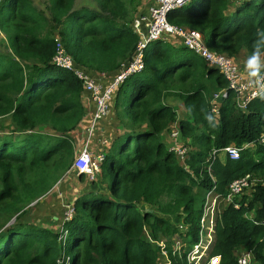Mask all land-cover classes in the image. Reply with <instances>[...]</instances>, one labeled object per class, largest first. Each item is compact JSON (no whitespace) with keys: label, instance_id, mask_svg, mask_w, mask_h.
I'll use <instances>...</instances> for the list:
<instances>
[{"label":"trees","instance_id":"trees-1","mask_svg":"<svg viewBox=\"0 0 264 264\" xmlns=\"http://www.w3.org/2000/svg\"><path fill=\"white\" fill-rule=\"evenodd\" d=\"M93 1L95 7L47 0V17L32 0H0L1 45L7 51L0 52V119L10 121L8 134L0 137L2 227L8 224L3 217L9 220L43 197L69 171L76 152L73 132L83 119L85 93L73 73L51 64L56 42L48 25L77 68L90 74L116 75L135 51L139 37L125 22V0ZM167 20L201 31L210 50L233 59L243 51L249 59L264 54V0L239 5L194 0ZM212 78L216 91L227 88L219 72L177 40L149 43L143 70L113 96L119 124L99 173L103 182L104 170L113 174L106 193L94 190L76 197L73 215L58 233L24 223L0 229V264H58L62 257L69 264H189L187 249L198 239L202 213L194 188L203 194L213 189L224 198L230 184L246 175L260 181L242 196L239 208L221 209L208 256L219 257V264H237L241 251L250 252L256 264H264V147L259 142L264 92L239 110L227 90L215 117L207 98L206 83ZM172 98L187 114L177 125L189 149L187 169L162 142L177 117ZM245 144L252 147L242 148ZM229 146L240 149L238 160L222 162L219 152L211 156ZM27 172L33 173L31 179ZM35 186L40 188L36 193ZM173 215L182 216L188 227L179 253L173 252V242L167 244L182 237L164 218ZM150 238L164 239L166 258Z\"/></svg>","mask_w":264,"mask_h":264},{"label":"built area","instance_id":"built-area-1","mask_svg":"<svg viewBox=\"0 0 264 264\" xmlns=\"http://www.w3.org/2000/svg\"><path fill=\"white\" fill-rule=\"evenodd\" d=\"M193 1L194 0H152L145 14L141 15L133 23L132 28L138 35L139 40L132 57L120 66L117 74L114 75L106 86H101L92 74L77 68L72 58L65 52L59 38H55L56 51L51 59V64L55 68L73 73L76 78L81 81L83 92L89 96L95 104L94 112L85 129V137L80 149L75 152L69 172H73L77 176H84V178L90 182L96 181L104 161V151L108 144L106 141L97 144L99 147L96 153H94L92 149L94 141L92 142V140L95 130L98 129L97 124L109 115L110 105L118 87H120L127 78L143 70L146 47L153 41L159 39L166 40L170 38V35H173L176 40L180 41L182 47L197 54L208 67L216 70L225 78L227 88L214 93L210 99L211 113H213L215 117L218 116L219 99L226 97L227 90L233 93L235 105L239 110L245 109L246 105L251 100L260 97L264 92V72L244 74L239 64L233 58L210 50L205 43L201 31L177 27L168 22L167 16L169 13L188 7ZM244 1L246 0H230L233 5L242 4ZM177 128L176 130H172L173 143L169 148V152H171L178 162L186 169L185 161L188 157L189 149L179 141L181 133L178 126ZM259 142L260 145L264 147V134L261 135ZM249 146L250 144H245L242 148H248ZM221 151L224 152L230 160L236 161L239 158L240 149L235 146H229L223 150H213L211 156L214 157ZM258 181L260 180L246 175L230 184L227 195L224 198L214 194L213 189L205 193L201 205L202 213L199 222L198 239L193 246L187 249L186 257L189 264H191L189 257L192 259L200 257L206 249V244H210L211 240L214 238V229L220 212L218 213L216 223H212L209 231H207L206 226L210 223L209 214L212 208L215 205H223V208L228 205L239 208V202L242 196L249 194ZM72 215L73 209L69 210L64 221L70 220ZM211 227L213 232H211ZM151 241L159 247L161 256L166 258V243L163 240L162 242H156L151 239ZM172 242L173 252L179 253L182 247L180 239L173 238ZM252 260L250 252H243L238 256L237 264H250ZM219 261V257L209 258L208 256L204 264H219ZM58 264H69V258L62 257L58 261Z\"/></svg>","mask_w":264,"mask_h":264},{"label":"rangeland","instance_id":"rangeland-1","mask_svg":"<svg viewBox=\"0 0 264 264\" xmlns=\"http://www.w3.org/2000/svg\"><path fill=\"white\" fill-rule=\"evenodd\" d=\"M33 4L38 7L39 9H41L45 15L47 17H49V12H48V2L47 0H32ZM126 2V6L128 9V19L127 21H125L129 26H133V23L136 19H138L141 15L145 14V12L147 11V9L149 8V6L151 5L152 0H125ZM75 5L77 6H93L95 7V1L93 0H77V2L75 3ZM52 24V23H51ZM47 32L48 34L53 37L56 38V34L54 29L52 28V26L48 25L47 27ZM171 39H175L176 38L173 35L169 36ZM1 41H4V35L0 32V52L5 53L7 52L3 46L1 45ZM178 45L180 46L181 43L180 41H178ZM241 70L243 71L242 67ZM258 73L263 72L262 68H258ZM214 78L210 79L211 83H206L207 85V98L212 97V95L214 93H217L218 91H216L215 86L212 85ZM136 86V85H135ZM132 88V87H131ZM187 85L185 84L184 86H181L180 88L177 86L175 88V91L168 93L170 94L168 98L176 95V93L178 92L179 89H186ZM130 89V88H129ZM172 95V96H171ZM172 105L175 104V109H176V113H177V117L175 119L174 123H171L169 125V127L167 128L166 131H164L163 136H162V142L164 143L165 147L167 150H170L169 148L171 147L172 143H173V137H172V133H173V129L176 130L177 125L179 124L180 121H182L183 119H185L187 117V114L184 110H182L180 104H176L178 102V99H174L172 98ZM114 97L112 99L111 105H110V115L108 116V122L106 123V125H103L106 127V130H112L115 127V125L119 124V119L117 118V113L115 111L114 108ZM165 102V101H164ZM110 117V119H109ZM98 129L95 130V134L93 136V141H95L96 144H100L103 143L105 140L104 138H107L104 136V132H100L101 128L103 127L101 124L98 125ZM10 128V121L9 119H0V137H4L6 134H8ZM100 129V130H99ZM117 129V128H116ZM179 141H182L181 137L179 139ZM76 142L75 144V149L78 150L80 149L81 145L80 143ZM184 144V143H183ZM95 147H98L97 145H95ZM93 149V148H92ZM94 153H96L97 149L93 150ZM182 167L183 165L180 164ZM187 169V167H186ZM102 175V173H101ZM101 175H99L96 179V181L94 183H96V185L99 188H95V191H102L103 193H106V186H102L103 184L106 183V185L108 183L111 182L113 174L110 170H104V175L106 177L107 182H103L101 179ZM26 178L27 179H31V177L33 176V173H26ZM260 180V179H258ZM88 182L85 179H78L75 175V173L72 172V174H70V172L68 171L67 173H65L53 186L52 188L41 198H39L37 201L31 203L28 207H25L20 213L16 214L14 217H12L11 219H6V217H3L4 221H8V224H4L2 227V218L0 217V229L3 230V228H7L8 226L14 224V223H24V224H33L39 227H45V228H50L53 229L56 233H58V231H60L61 225L64 222V218L67 217V214L69 212V210H72L71 204L72 201L74 199V197L76 196V191H78V194H80V192L84 191V189H86ZM90 186L93 187L92 184H88ZM40 188L39 186H35L34 187V193H36V191H39ZM194 193H195V198L196 201L199 203V206H201V198L204 197L203 192H200L198 188H194ZM77 194V195H78ZM203 196V197H202ZM203 201V199H202ZM138 206L140 207V209L142 208V210H148V211H152L155 212L152 208H148L147 206L144 207V205L142 206V204H138ZM223 208V205H215L212 208L211 213L209 214V221L210 223L207 224L206 226V230L209 231L210 226H212V223H216V219L218 216V213L220 212V210ZM57 218L55 221H53L52 217ZM18 217V218H16ZM166 218L170 224L172 226H174L179 234L181 233L182 237L179 236H175V239H180V243H183L187 241V238L183 235L186 234L188 227L187 225L184 224L183 222V218L182 216H166L164 217ZM2 227V228H1ZM0 230V231H1ZM211 232H213V229L211 227ZM151 237V236H150ZM153 239V238H152ZM164 241V239H162ZM162 240L160 242H162ZM159 242V241H156ZM165 242V241H164ZM166 243V242H165ZM71 242H68L67 245V249L70 247ZM154 244V243H153ZM170 246L172 245V240L167 243ZM209 244V243H208ZM206 244V251H203V254L200 257H195L194 259H192L191 257H189V261L193 264H204L207 261L208 258V254L209 251L211 249V245ZM208 246V247H207ZM243 252L241 251L240 254H242ZM239 254V255H240ZM250 264H256L253 260L251 261Z\"/></svg>","mask_w":264,"mask_h":264},{"label":"crops","instance_id":"crops-1","mask_svg":"<svg viewBox=\"0 0 264 264\" xmlns=\"http://www.w3.org/2000/svg\"><path fill=\"white\" fill-rule=\"evenodd\" d=\"M229 11L230 10H228L226 13H229ZM234 60L239 64L240 67H242L244 74L258 73V71H259L258 68L264 69V54L258 55V56H255V57L249 59L247 57V55L245 54V52L243 51L237 57H234ZM114 74L115 73H110V74H92V75L95 77V79L99 82V84L101 86H106L112 80V78L114 77ZM220 99H219V102H220ZM82 105H83V108H84L83 119H82L81 123L78 125V127L75 129V131L73 132V137L75 138L76 142L80 143V145L82 144L83 139L85 137V129H86L87 123L91 119V116H92V114L94 112V108H95L94 102L86 94H83V96H82ZM243 110H245V109H243ZM110 113H109V115H110ZM108 116L106 117V119L103 120V122L101 121L100 124L102 126L106 125V123L108 122ZM109 119H110V117H109ZM115 127L117 128V124L115 125ZM116 128H114L113 131L112 130H106L105 126H103L101 128V130L99 129L100 132L101 131L104 132V136L107 137V138H104V140L108 143L107 144V148L108 149L111 147L112 141L114 140V138L117 135V133H116L117 129ZM95 145H97V144L94 141V143L92 145L93 150H95V149H97L99 147V146L95 147ZM249 147H252V145H250ZM217 156L222 162L225 160V158H227L226 154L224 152H222V151L219 152V154ZM70 174H72V172H70ZM85 180L88 182V184H91L90 181H88L87 179H85ZM88 184L86 186V189H84V191L80 192V194H78V191H76V196L74 197V199L76 197L80 196L81 194L85 193V192L94 191L95 190V188H94L95 186L92 187V186H90ZM102 186H106V183L103 184ZM144 207H145V205H144ZM142 208H141V210H142ZM164 217H166V216H164ZM246 217L247 218H252L253 215H252V213L251 214H247ZM52 219H53V221H55L57 218H55L53 216ZM213 240H214V238L210 242L211 247H212Z\"/></svg>","mask_w":264,"mask_h":264},{"label":"water","instance_id":"water-1","mask_svg":"<svg viewBox=\"0 0 264 264\" xmlns=\"http://www.w3.org/2000/svg\"><path fill=\"white\" fill-rule=\"evenodd\" d=\"M4 229V228H3Z\"/></svg>","mask_w":264,"mask_h":264}]
</instances>
